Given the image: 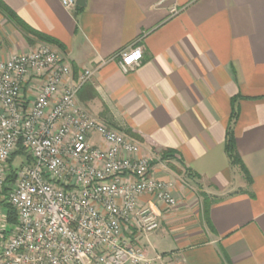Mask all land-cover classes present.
I'll return each instance as SVG.
<instances>
[{"label":"crops","instance_id":"obj_1","mask_svg":"<svg viewBox=\"0 0 264 264\" xmlns=\"http://www.w3.org/2000/svg\"><path fill=\"white\" fill-rule=\"evenodd\" d=\"M2 1L62 43L53 46L74 73L94 70L87 85L96 96L85 88L82 106L133 132L154 177L176 182L178 206L140 237L147 254L159 264H264V0H86L70 9L61 0ZM38 42L0 12V60ZM133 46L142 63L124 72L119 52ZM236 96V143L251 184L225 149ZM167 149L174 157L162 160ZM196 188L222 198L210 209L214 231Z\"/></svg>","mask_w":264,"mask_h":264},{"label":"built area","instance_id":"obj_2","mask_svg":"<svg viewBox=\"0 0 264 264\" xmlns=\"http://www.w3.org/2000/svg\"><path fill=\"white\" fill-rule=\"evenodd\" d=\"M61 3L76 7V0ZM119 56L128 72L142 63L143 49L129 47ZM93 74L85 69L75 75L46 42L0 60V187L21 147L31 157L16 167L9 189L18 221L0 239V264L161 260L139 240L161 227L164 208L178 206L176 182L155 178L153 157L141 154L137 138L82 106L79 93ZM143 196L150 197L146 204Z\"/></svg>","mask_w":264,"mask_h":264},{"label":"trees","instance_id":"obj_3","mask_svg":"<svg viewBox=\"0 0 264 264\" xmlns=\"http://www.w3.org/2000/svg\"><path fill=\"white\" fill-rule=\"evenodd\" d=\"M0 12L12 24H14L18 30L23 32V34L26 36L27 40L30 43H35L38 40V41H43V42H46V43H49L52 45H56L57 47L63 49L64 45L62 43H60L57 39L30 27L14 10H12L2 0H0ZM75 75H76V73H75ZM87 84L82 88L79 95H81V92L83 90H85V88L89 87L90 91L92 92V97L96 96L94 89ZM239 97L240 96H236L232 99V104L234 105V110H233L231 122L227 127L225 149H226L227 155H228L232 165L237 166L241 170V172L243 173L244 178L246 179L247 183L251 184L253 181L252 175H251L249 169L247 168L245 162L243 161L240 153L238 152L237 143H236V135H235V131H234V123L237 120V117L239 114L237 106H236ZM127 133L129 135L135 137V138H138L131 131H127ZM23 151H24V148L21 147L18 150V153L14 154L12 156L11 160L9 161L11 169H10L9 179H8L9 184L6 185V187H5L6 190L9 189L11 184L15 181L16 168L13 167L14 158L17 157V155L19 153L25 154V152H23ZM173 157H174V152L171 149H167V150L163 151L161 154L162 160H170V159H173ZM27 160L30 161L31 157L29 156L27 158ZM170 167L172 169L178 171V172H181V170H179L174 164H170ZM187 175L190 177L193 176V174H191V172H189V170L187 171ZM198 188H200L199 185H198ZM243 191H245V190L240 188L237 192H243ZM198 195L202 200V216H203V219L206 222L209 229L211 231H214L213 225H212L211 220H210V209H211V206L213 205V203L220 201L222 198L219 196L210 195V194L204 192L203 190H199V189H198ZM6 211H7V223L8 224L17 223V221H18L17 212L9 202L6 203Z\"/></svg>","mask_w":264,"mask_h":264},{"label":"rangeland","instance_id":"obj_4","mask_svg":"<svg viewBox=\"0 0 264 264\" xmlns=\"http://www.w3.org/2000/svg\"><path fill=\"white\" fill-rule=\"evenodd\" d=\"M25 152V150L23 151ZM18 153V151H17ZM25 157H29L28 154L25 152ZM25 157H15L14 158V162H13V167L16 168L17 166L20 165L21 161L24 159H27ZM11 160V159H10ZM9 173L10 170L8 171V175H6V180L5 183L3 184V186L0 187V239L5 235L8 234L13 227L15 226L16 223L14 224H8L7 223V211H6V203L8 202V193H9V189L13 186L14 182L11 184L9 189H5L6 185L9 184ZM182 177V176H181ZM197 189V188H196ZM198 191V189H197ZM7 227V228H6Z\"/></svg>","mask_w":264,"mask_h":264},{"label":"water","instance_id":"obj_5","mask_svg":"<svg viewBox=\"0 0 264 264\" xmlns=\"http://www.w3.org/2000/svg\"><path fill=\"white\" fill-rule=\"evenodd\" d=\"M76 4L80 6H85L86 5V0H76Z\"/></svg>","mask_w":264,"mask_h":264}]
</instances>
